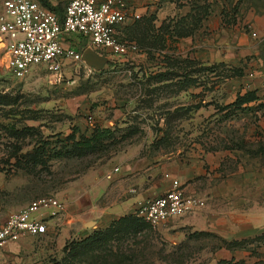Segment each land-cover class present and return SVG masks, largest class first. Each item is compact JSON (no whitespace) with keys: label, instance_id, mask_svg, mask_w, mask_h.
<instances>
[{"label":"rangeland","instance_id":"obj_1","mask_svg":"<svg viewBox=\"0 0 264 264\" xmlns=\"http://www.w3.org/2000/svg\"><path fill=\"white\" fill-rule=\"evenodd\" d=\"M67 1L47 0L59 12ZM171 1L175 7L158 0L161 10L144 13L122 31L124 45L136 48L126 47L120 56L104 54L108 61L102 70L70 62L52 79L44 66H33L19 79L0 63V172L24 182L27 195H52L64 203L60 217L48 221L47 234L23 236L0 247V264L264 262V245L257 255L220 248L221 233L202 235L204 224L186 219L202 211L215 217L228 212L235 222L221 224L222 233L228 232L224 237L252 238L264 232V155L253 154L264 148V138L253 128L258 115L244 111L234 116L231 108L224 109L237 94L264 88V37L250 34V23H242L248 13L264 21V0H227V22L240 23L251 51L238 53L234 39L229 60L212 62L199 58L208 48L197 35L177 34H192L198 24L194 14L206 13L211 2ZM183 6L182 12L190 8L187 16L176 10ZM67 41L79 51L87 48L76 34ZM260 96L264 100V89ZM94 126L110 128L112 134L90 148L76 146L75 140L88 136ZM212 150L223 154L218 176L223 180L217 183L222 190L233 186L230 193L222 191L212 202L203 199V208L155 227L137 219L134 210L105 223L95 218L103 201L90 207L89 191L98 170L114 166L120 154L149 168L169 157L187 159ZM69 192L84 203L85 216L65 200ZM127 215L133 217L120 219ZM90 221L94 223L88 225Z\"/></svg>","mask_w":264,"mask_h":264},{"label":"built area","instance_id":"obj_2","mask_svg":"<svg viewBox=\"0 0 264 264\" xmlns=\"http://www.w3.org/2000/svg\"><path fill=\"white\" fill-rule=\"evenodd\" d=\"M142 16L130 0H68L61 18L37 0H3L0 63L19 79L33 66H44L54 79L68 63L82 62V51L67 41L70 34L81 36L86 47L100 54L120 56L126 47L136 48L134 43L124 45L122 31ZM204 206L203 199L185 194L179 181L173 179L166 193L139 202L134 215L155 227ZM63 211L64 203L52 195L31 200L0 224V247L23 236L47 234L50 218L58 219Z\"/></svg>","mask_w":264,"mask_h":264},{"label":"crops","instance_id":"obj_3","mask_svg":"<svg viewBox=\"0 0 264 264\" xmlns=\"http://www.w3.org/2000/svg\"><path fill=\"white\" fill-rule=\"evenodd\" d=\"M165 1L167 4L175 7L173 2L169 0ZM130 2L136 11L140 12L142 15L147 12L149 13L154 10L162 9L158 8V0H130ZM209 2L211 3H209L206 13L199 15L198 13L194 14L198 19L195 31L192 34L184 36V38H192L197 35L201 45L207 46L208 49L203 53L200 51L199 58L211 62L229 60L227 58L229 52L231 53L233 51V45L230 41H234V39L238 41V53L242 55L249 53L251 51L248 43L249 35L238 30L239 22L236 24L234 22H227L228 17H230L227 16V0H209ZM183 9L184 6L183 8L177 7L176 10L180 16H187L190 8L182 12ZM245 16L247 18L243 19L242 23H250L252 27L251 33L254 32L257 33L258 37H264L263 19H252V13H248V16ZM233 28L237 29L236 33L232 32ZM233 34L234 36L231 37ZM220 42H222L223 45L219 44ZM261 61V64L263 63L261 72L262 75H264V60ZM257 88L258 87H254L252 90H256V95L261 97L260 94L264 88H259V90ZM244 92L245 91L242 93ZM261 101L264 102V100ZM256 114L258 115H255L257 121L255 125H253V128H256L257 132H259L258 135L264 138V112H258ZM116 160L117 162L114 166L98 170L96 177L97 182H95L92 189L89 191L91 197V200H89L90 207L95 204L97 199L102 198L103 205H100V211L98 215L95 216V218L102 223L107 222L114 215L119 217L118 214L124 215L131 213L139 202L163 195L170 189L173 179L179 181L185 194L196 196L204 200L206 199V201L208 200L209 202L221 196L222 191L230 193L233 188V186H231L229 190L225 187V189L222 190V188H220L221 184L217 183V180H223V178L218 179L219 174H221L219 168L221 169L222 167L223 154H220V151L216 150L206 151L200 155L187 159L169 157L164 162L152 165L149 168L146 166L143 167L142 163L130 154L127 155L122 153ZM15 177L16 176L12 174L7 175L5 172H0V224L5 221L8 214L22 209L31 200L36 198L34 194L30 193L27 195L24 182L17 183ZM20 186L22 187L20 188ZM64 197L67 202L71 201V203L76 204V207L79 208L78 212H81L78 214L83 213L82 211L85 208L84 203H81L77 198H75L77 200L75 201L72 192H69V194H66ZM202 212L204 213L198 212L197 214L186 217L189 221L188 223L204 224L205 227L203 231L214 234L219 232L221 236L216 235L225 241L247 238L228 239L224 237L228 232L225 231L222 233L221 224L225 223L228 225L229 223H234V214L232 215L226 212L225 215H217L215 217L213 215H208L209 213L207 214V211ZM82 216H85L84 213ZM204 218L207 220H203ZM83 224H86V222H83ZM229 233H231V231H229ZM255 235L250 237H254ZM219 247L225 248L223 246Z\"/></svg>","mask_w":264,"mask_h":264},{"label":"trees","instance_id":"obj_4","mask_svg":"<svg viewBox=\"0 0 264 264\" xmlns=\"http://www.w3.org/2000/svg\"><path fill=\"white\" fill-rule=\"evenodd\" d=\"M169 1H171V0H169ZM40 3L43 6L47 7L48 9L54 11L60 18L62 17L64 8L62 9V12H59L58 10H55L56 8H53V6H51L47 2V0H41ZM208 7H209V5H207L205 8L207 9ZM232 11L234 12V8H232ZM134 24H132L131 26H133ZM131 26H128L127 28H129ZM190 33L191 32H188L186 30L177 31V34H181L182 36L189 35ZM230 108H231L232 112H235L234 116L237 115L236 112H244V111H247V112L249 111L252 114H256L258 112L263 113L264 112V102H262L260 100V97L258 95H256V90H247L242 94H237L235 99L231 103H228L227 105H225V107H224V109H230ZM94 127H93L94 129H92V131L89 133L88 136L81 137L78 140H75V145L78 147H82V148H90L93 146L94 142H96L98 140H102L104 138H108L112 134V131L110 128H100V127H96V126H94ZM253 154L254 155H261V154L264 155V148H259L258 150L253 152ZM130 217H133V216L127 215V216L120 217V219L129 220ZM136 218L140 219L138 217H136ZM200 233L202 235H211V236L214 234V233H211L208 231H200ZM219 240L221 243L219 246H223L229 250L247 249V250H252L251 253L253 255H257V254H254L255 251H257L260 247H262L264 245V233H260L258 235H255L252 238H245V239H240V240L225 241V240L220 239V238H219ZM229 261L231 263H234V264H238V263L239 264H264V262L262 260L260 262H254V263H245L243 260L238 261V262H232V259ZM218 262L219 263H227V260L219 259ZM54 264H58V263H54Z\"/></svg>","mask_w":264,"mask_h":264},{"label":"water","instance_id":"obj_5","mask_svg":"<svg viewBox=\"0 0 264 264\" xmlns=\"http://www.w3.org/2000/svg\"><path fill=\"white\" fill-rule=\"evenodd\" d=\"M81 60L89 68L99 71L105 67L108 58L105 55L94 51L90 47H87L82 51ZM93 223V221H90L88 222V225H92Z\"/></svg>","mask_w":264,"mask_h":264}]
</instances>
